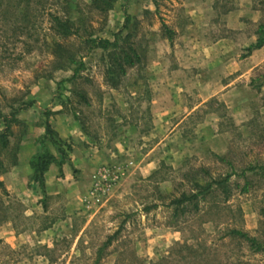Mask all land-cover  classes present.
Segmentation results:
<instances>
[{
  "label": "rangeland",
  "instance_id": "374dc122",
  "mask_svg": "<svg viewBox=\"0 0 264 264\" xmlns=\"http://www.w3.org/2000/svg\"><path fill=\"white\" fill-rule=\"evenodd\" d=\"M53 15L77 34L57 35ZM27 19L26 44L0 47L1 111L18 108L0 146V264H90L119 228L99 264H149L195 238L212 264H264V44L249 48L264 0H116L102 14L90 0H30ZM116 35L138 59L123 72L89 47ZM44 147L60 165L42 191L30 161ZM209 181L227 195L214 183L196 214L173 215L171 200Z\"/></svg>",
  "mask_w": 264,
  "mask_h": 264
},
{
  "label": "trees",
  "instance_id": "16d2710c",
  "mask_svg": "<svg viewBox=\"0 0 264 264\" xmlns=\"http://www.w3.org/2000/svg\"><path fill=\"white\" fill-rule=\"evenodd\" d=\"M116 0H90L91 6L94 10L98 13H105L107 12L113 5ZM29 4L30 0H0V47L4 48V50H8L6 47L7 44H14V42H20L26 44L24 40V36L27 35L26 23L29 21L27 19L28 11H29ZM21 9L23 10V14L19 18L20 21L18 22H10V19H15V17H11V14H15L16 10ZM11 13V14H10ZM128 18V17H127ZM23 21V22H21ZM52 28L55 33L62 37H69L71 34H77V31L74 32L70 31V19L68 17L62 18L59 15H53L51 17ZM9 25L10 33L7 34V28L5 25ZM259 31L264 32V24L259 26ZM89 47L90 48H101L104 51H109L110 55L113 59L112 66H115V70L119 69V71H124V65H132L135 61L134 60L133 52L131 48L129 49H120L118 50V38L117 35L114 40L110 41L108 39H101V38H92L89 40ZM264 44V38L260 36L256 43L249 48H259ZM58 46V45H57ZM24 52L29 53L30 47L28 46L25 51L14 53L13 58L19 59ZM9 55V54H8ZM8 56L4 54H0V63L4 59H7ZM10 57V56H9ZM68 59L70 56H67ZM113 69V68H112ZM110 73H115L116 71L109 70ZM113 78H110V80ZM113 85H116V82H113ZM31 104L28 102L27 105ZM25 107L20 106V108ZM18 111V108L10 107V111L8 113H3L0 107V119L3 124V129L0 130V146L1 148H5L7 145L6 140V132L9 130L11 123L15 122L16 118L15 115ZM54 130L50 127L49 124L45 125V135L44 137L48 138V140L55 145L58 150L62 151L60 138L55 136ZM63 154V152H62ZM51 163H56L60 165V162L57 161L55 156L46 148H40V150L31 158L30 161V168H31V175H30V182L37 184L44 190V173L47 171L49 165ZM1 171V169H0ZM225 178L224 180H226ZM224 182H205L204 184H196L199 187V190L190 193H181L179 197L174 198L170 201L169 205L173 206V215L176 217L184 216L186 213H194L198 212V201L200 199H204L208 196L213 190V184L216 183L218 186L223 187L225 190L224 193L227 195V190L224 186ZM2 182L0 181V185ZM150 207H146L145 209H149ZM120 233V228L117 229L110 235H107L105 240L98 246L95 256L93 257V261L90 264H99L102 260L103 250L110 246L114 241L117 240ZM233 237H237L239 239H243L245 241H253L248 235L241 230L231 229L228 231ZM195 244L188 243L187 240H178L175 241L167 250V253L161 256L155 262H149V264H212L213 260L208 258V254L210 249L206 247L204 244L200 242L199 239L195 238ZM46 248V247H44ZM129 257V256H128ZM144 264V259L139 258L137 256H132L129 261L126 262L125 254L121 253L119 256L118 261L116 264Z\"/></svg>",
  "mask_w": 264,
  "mask_h": 264
}]
</instances>
